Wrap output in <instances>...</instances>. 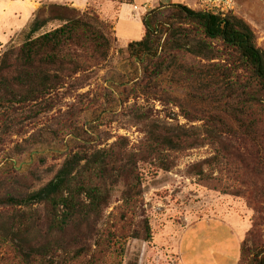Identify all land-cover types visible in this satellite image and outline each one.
<instances>
[{"label":"rangeland","instance_id":"1","mask_svg":"<svg viewBox=\"0 0 264 264\" xmlns=\"http://www.w3.org/2000/svg\"><path fill=\"white\" fill-rule=\"evenodd\" d=\"M207 1L80 0L82 5L73 6L45 0L17 25V18H2L5 2L0 0V41L6 42L0 56L17 52L34 20L48 18L53 4L75 8L108 43L106 56L85 62L80 71L73 65L46 68L51 79H62L49 94L0 108V264H22L14 244L22 243L28 253V246L53 240L44 203L18 205L7 199L43 187L75 152L101 157L106 167L101 182L108 193L99 215L80 231L61 236L69 256L80 251L78 264H117L120 259L121 264H214L216 255H238L257 215L243 185L240 134L231 136L225 127L224 80L217 69L228 66L227 59L218 53L210 60L172 44L159 57L127 48L128 41L139 40L127 35L137 30L138 14L142 18L172 3L218 10ZM123 3L129 5L116 22ZM218 12L243 19L264 50V0H234L232 9ZM60 23L52 20L32 36ZM168 23L171 29L180 25ZM212 44L215 51L220 48L217 41ZM151 134L179 135L190 147L160 149ZM254 176L264 181V171ZM260 215L264 234V204ZM97 240L102 245L95 250ZM119 244L124 246L121 257Z\"/></svg>","mask_w":264,"mask_h":264},{"label":"trees","instance_id":"2","mask_svg":"<svg viewBox=\"0 0 264 264\" xmlns=\"http://www.w3.org/2000/svg\"><path fill=\"white\" fill-rule=\"evenodd\" d=\"M83 17L73 7L53 4L48 18L34 20L27 39L17 52H5L0 56V108L40 99L41 95L57 88L62 79L57 75L56 80L51 79L46 72L48 67L60 69L73 65L74 71H80L85 62L106 56V39ZM52 20L61 23L32 36ZM170 20L183 26L171 29ZM141 22L143 35L139 40L130 41L129 49L135 47L142 54L159 57L160 51L172 44L174 48L210 60L218 58V53L227 59L228 66L217 69L224 80L225 127L231 136L240 134L238 139L243 144V155L240 156L246 173L243 185L257 215L240 243L236 264H264L263 224L258 222L264 204V181L259 183L254 176L256 172L264 171V50L257 45L251 27L230 12L194 10L182 3L161 4L144 13ZM214 41L220 46L216 51ZM151 138L160 149L190 147L179 135L151 134ZM90 155L75 152L67 156L43 187L19 199H7L18 205L44 203L50 217L48 229L52 241L37 248L28 246L31 250L28 253H23L22 243L14 244L15 256L22 264L79 263L80 251L69 256L61 236L80 231L85 222L99 215L108 197L101 182L106 167L100 156ZM145 230L147 238L144 239L148 241L151 236L148 224H145ZM101 245L97 240L95 250ZM59 250L61 255L57 254ZM117 253L122 256L123 244H119ZM46 255H49L48 259ZM117 264H121V259Z\"/></svg>","mask_w":264,"mask_h":264},{"label":"crops","instance_id":"3","mask_svg":"<svg viewBox=\"0 0 264 264\" xmlns=\"http://www.w3.org/2000/svg\"><path fill=\"white\" fill-rule=\"evenodd\" d=\"M5 2V7L2 11V18H4L5 16H9L10 18H17V20L19 21V24H23L25 22L28 21V19L30 17H32L33 13H35V11L39 8L40 4L42 1L45 0H3ZM46 1H52V2H66L69 4H72L73 6H80L82 5L80 0H46ZM163 3H169L168 1H164ZM85 4V3H84ZM83 4V5H84ZM15 5H18L19 9L15 8ZM125 5H129L127 3H123L119 9L116 12V17L119 15L120 10L122 9L123 6ZM134 7V6H133ZM6 12H9L6 13ZM1 18V19H2ZM118 21V17L116 18V22ZM115 27H116V23H115ZM137 30H134L133 32L127 31V35L130 37L128 40H130L131 38H135V39H140L143 35V26L141 23V14L137 15ZM13 29H15V26L13 27ZM12 29H10L9 31H11ZM6 37V36H5ZM4 37L5 40H7ZM127 40V41H128ZM130 42V41H128ZM6 42L0 41V49L4 48ZM239 256V251H238V255L234 256V257H229V254H227L226 256H221V255H216L215 260L213 259L214 264H236L237 259Z\"/></svg>","mask_w":264,"mask_h":264},{"label":"built area","instance_id":"4","mask_svg":"<svg viewBox=\"0 0 264 264\" xmlns=\"http://www.w3.org/2000/svg\"><path fill=\"white\" fill-rule=\"evenodd\" d=\"M234 0H208V3L216 6L218 10L222 12H227L232 9V3Z\"/></svg>","mask_w":264,"mask_h":264}]
</instances>
